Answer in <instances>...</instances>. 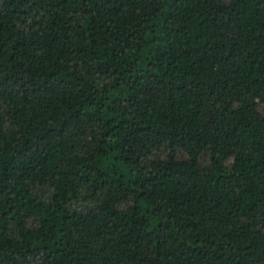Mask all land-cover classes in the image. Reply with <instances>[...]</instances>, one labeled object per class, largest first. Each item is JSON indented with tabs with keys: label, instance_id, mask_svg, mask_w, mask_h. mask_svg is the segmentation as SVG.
<instances>
[{
	"label": "trees",
	"instance_id": "1",
	"mask_svg": "<svg viewBox=\"0 0 264 264\" xmlns=\"http://www.w3.org/2000/svg\"><path fill=\"white\" fill-rule=\"evenodd\" d=\"M0 264H264V0H0Z\"/></svg>",
	"mask_w": 264,
	"mask_h": 264
}]
</instances>
